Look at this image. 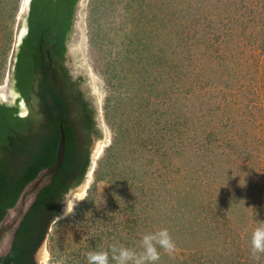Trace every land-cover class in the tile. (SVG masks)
Here are the masks:
<instances>
[{
	"label": "rangeland",
	"instance_id": "rangeland-1",
	"mask_svg": "<svg viewBox=\"0 0 264 264\" xmlns=\"http://www.w3.org/2000/svg\"><path fill=\"white\" fill-rule=\"evenodd\" d=\"M24 1L0 0L8 105ZM73 29L65 66L99 136L36 264H88L113 244L139 251L162 228L177 251L159 264H264L250 254L264 222V0H81Z\"/></svg>",
	"mask_w": 264,
	"mask_h": 264
},
{
	"label": "trees",
	"instance_id": "trees-1",
	"mask_svg": "<svg viewBox=\"0 0 264 264\" xmlns=\"http://www.w3.org/2000/svg\"><path fill=\"white\" fill-rule=\"evenodd\" d=\"M80 2H30L28 33L19 46L12 74L19 97L13 105L0 102V222L25 187L55 165L61 128L66 147L59 171L37 195L11 252L0 264H36L35 254L65 196L87 173L92 135L99 136L96 110L65 66ZM23 101L26 116L20 115Z\"/></svg>",
	"mask_w": 264,
	"mask_h": 264
},
{
	"label": "clouds",
	"instance_id": "clouds-1",
	"mask_svg": "<svg viewBox=\"0 0 264 264\" xmlns=\"http://www.w3.org/2000/svg\"><path fill=\"white\" fill-rule=\"evenodd\" d=\"M74 208L75 206L72 208L67 206L65 215H71ZM161 250L168 255L177 251L175 240L167 228L143 234L139 251L113 244L108 250L88 252L86 258L88 264H113V262L114 264H159ZM250 254L257 260L260 254H264V222H261L251 233Z\"/></svg>",
	"mask_w": 264,
	"mask_h": 264
},
{
	"label": "water",
	"instance_id": "water-1",
	"mask_svg": "<svg viewBox=\"0 0 264 264\" xmlns=\"http://www.w3.org/2000/svg\"><path fill=\"white\" fill-rule=\"evenodd\" d=\"M28 7L30 8V2ZM27 33L28 28L26 26L20 34V44H22L23 39L27 35ZM65 147L66 134L64 129L61 128V139L58 147L57 161L55 165L49 169L43 170L35 180H33L25 187L14 207L6 210L5 216L0 222V259L7 256L11 252L15 240V235L19 230L22 222L24 221L26 215L35 203L37 195L45 186L51 183V181L59 171L63 163Z\"/></svg>",
	"mask_w": 264,
	"mask_h": 264
},
{
	"label": "bare ground",
	"instance_id": "bare-ground-1",
	"mask_svg": "<svg viewBox=\"0 0 264 264\" xmlns=\"http://www.w3.org/2000/svg\"><path fill=\"white\" fill-rule=\"evenodd\" d=\"M24 2H25V3H24L23 5L26 7V6L29 5V2H31V0H25ZM24 10H25V9H24ZM24 10H23V11H24ZM3 96L6 98L5 95H3ZM95 154H96V153H95ZM95 159H96V158H94V160H95ZM94 160H93V164L96 162V160H95V161H94ZM94 165H95V164H94ZM93 169H94V166H93V168L91 169V171H90L89 174H88V177H87V182H88V183L86 182V183H87V186H88V184H89V182H90V180H91V175H92ZM87 186H86V184H85L84 188L87 187ZM82 191H83V190H82ZM84 191H85V190H84ZM81 193H82V192H81ZM77 194H78V193H77ZM78 197H79V196H78ZM74 198H75V196H74ZM80 198H81V197H80ZM69 200H70V199H69ZM68 205H69V204H68ZM70 205H72V204L70 203ZM44 252H45V251H44Z\"/></svg>",
	"mask_w": 264,
	"mask_h": 264
},
{
	"label": "snow or ice",
	"instance_id": "snow-or-ice-1",
	"mask_svg": "<svg viewBox=\"0 0 264 264\" xmlns=\"http://www.w3.org/2000/svg\"><path fill=\"white\" fill-rule=\"evenodd\" d=\"M2 99H3V97L0 96V100H2ZM20 115H21V116H24V115H26V113H25V112H21Z\"/></svg>",
	"mask_w": 264,
	"mask_h": 264
},
{
	"label": "flooded vegetation",
	"instance_id": "flooded-vegetation-1",
	"mask_svg": "<svg viewBox=\"0 0 264 264\" xmlns=\"http://www.w3.org/2000/svg\"><path fill=\"white\" fill-rule=\"evenodd\" d=\"M25 106H26V104H25ZM26 115H28V111H27V114Z\"/></svg>",
	"mask_w": 264,
	"mask_h": 264
}]
</instances>
